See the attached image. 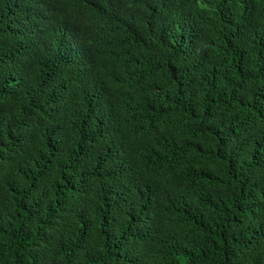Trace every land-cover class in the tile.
I'll list each match as a JSON object with an SVG mask.
<instances>
[{
    "label": "trees",
    "instance_id": "obj_1",
    "mask_svg": "<svg viewBox=\"0 0 264 264\" xmlns=\"http://www.w3.org/2000/svg\"><path fill=\"white\" fill-rule=\"evenodd\" d=\"M0 264H264V0H0Z\"/></svg>",
    "mask_w": 264,
    "mask_h": 264
}]
</instances>
